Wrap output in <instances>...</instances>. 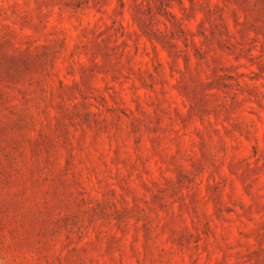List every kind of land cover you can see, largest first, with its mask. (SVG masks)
<instances>
[{"label":"rangeland","instance_id":"rangeland-1","mask_svg":"<svg viewBox=\"0 0 264 264\" xmlns=\"http://www.w3.org/2000/svg\"><path fill=\"white\" fill-rule=\"evenodd\" d=\"M0 264H264V0H0Z\"/></svg>","mask_w":264,"mask_h":264}]
</instances>
